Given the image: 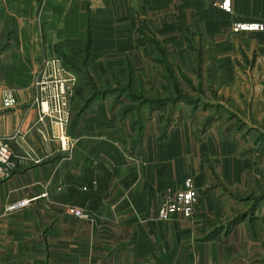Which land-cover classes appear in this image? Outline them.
Here are the masks:
<instances>
[{"label": "crops", "instance_id": "1", "mask_svg": "<svg viewBox=\"0 0 264 264\" xmlns=\"http://www.w3.org/2000/svg\"><path fill=\"white\" fill-rule=\"evenodd\" d=\"M220 4L0 0V94H18L0 109V264H264V32L231 31L264 0ZM54 57L76 77L62 132L34 102ZM186 178L192 218L158 219Z\"/></svg>", "mask_w": 264, "mask_h": 264}, {"label": "built area", "instance_id": "2", "mask_svg": "<svg viewBox=\"0 0 264 264\" xmlns=\"http://www.w3.org/2000/svg\"><path fill=\"white\" fill-rule=\"evenodd\" d=\"M220 9L227 14L231 13L230 0H221ZM233 33H260L264 32V15L255 21H238L231 24ZM76 77L68 72L58 58H50L43 63L34 87L38 95L34 102L38 105L39 121L43 123L45 118L51 119L62 130L69 116V99ZM18 105L17 94L11 89H3L0 94V109L10 110ZM5 124L4 115L0 113V124ZM4 134L0 133V182L9 178L16 168V162L12 151L4 140ZM64 146V142L61 141ZM198 192L191 178L184 180L180 190L167 189L164 191L157 208V217L160 220H168L173 216H181L191 219L196 212L198 204ZM27 204L26 200L15 202L6 207V211L19 210ZM74 216L87 217L81 209L73 210Z\"/></svg>", "mask_w": 264, "mask_h": 264}, {"label": "rangeland", "instance_id": "3", "mask_svg": "<svg viewBox=\"0 0 264 264\" xmlns=\"http://www.w3.org/2000/svg\"><path fill=\"white\" fill-rule=\"evenodd\" d=\"M1 64H3V62L1 63ZM5 64V63H4ZM7 65H8V63H6ZM15 67H19V64L18 63H14L13 62V67L12 68H15ZM22 67V65L20 66V68ZM41 70H43V66L41 67ZM18 72V71H17ZM40 73V72H39ZM14 74V73H13ZM14 75H12V76H10L9 77V75H7V76H5L4 78L5 79H7V80H9V79H11L12 81H14V82H16L17 84H23V83H25L26 81L24 80V78H20V77H18V76H16L15 75V77L18 79V80H16L15 79V77H13ZM37 80V79H36ZM15 87V86H14ZM16 94H17V92H16ZM18 95V94H17ZM56 130L59 132V126H57L56 127ZM61 132H62V130H61ZM262 183H264V182H262ZM258 185V186H257ZM260 182L258 181V182H256L255 183V188H253V189H251V191L250 192H253L254 194H252L254 197H257V195H260L261 194V192H263V190L262 189H259V187H260Z\"/></svg>", "mask_w": 264, "mask_h": 264}, {"label": "trees", "instance_id": "4", "mask_svg": "<svg viewBox=\"0 0 264 264\" xmlns=\"http://www.w3.org/2000/svg\"><path fill=\"white\" fill-rule=\"evenodd\" d=\"M240 219H241V217H237V218H235V219L230 223V226L236 224ZM218 231H219V229L216 228V229L213 231V234H214V233H217Z\"/></svg>", "mask_w": 264, "mask_h": 264}]
</instances>
